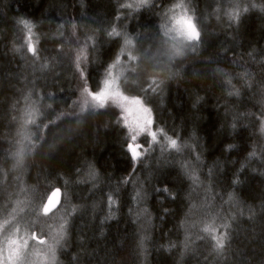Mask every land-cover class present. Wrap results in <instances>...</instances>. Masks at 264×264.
Returning a JSON list of instances; mask_svg holds the SVG:
<instances>
[{
  "label": "snow or ice",
  "instance_id": "obj_1",
  "mask_svg": "<svg viewBox=\"0 0 264 264\" xmlns=\"http://www.w3.org/2000/svg\"><path fill=\"white\" fill-rule=\"evenodd\" d=\"M158 4L159 0H120V11L108 28L102 30L111 45L108 59L103 61L99 59L102 53L95 29L82 32L84 39H80L78 25L69 20L57 25L56 33L48 36L38 31L40 26L29 18L13 21L18 26L20 40L12 41L11 51L20 55L19 68L15 76H5L2 82L12 86L13 98L4 107L18 113V116H12L18 127L14 140L8 142V151L0 150V156L5 157L4 165L0 166V264H62L61 257L66 254L78 264V256L69 249L73 242V219L84 212L85 206L71 203L70 181L61 177L58 185L46 178L44 190L40 192L35 187H26L24 178L29 169L34 171L38 167L36 160L51 164L73 143L79 135L77 130L86 121L103 116H111L112 126L122 130L120 146L127 157L128 168L127 175L118 178L115 185H109L104 193L107 213L100 222L101 236L105 235L103 225L118 219L120 187L130 186L133 204L142 208L143 221L152 229L156 227L155 221L164 223L175 215L172 204L178 200L184 203L179 225L185 233L180 245L182 256L194 255L199 241L206 243L208 249L204 264H264V237L255 240V246L250 243L240 249L234 248L239 227L236 216L214 205L212 201L216 197L207 195L212 186L205 181L212 178V169H208L202 179L196 168L182 165L181 178L187 182L183 189H178L169 174L160 171L148 174V188L140 179L141 171L153 154L169 150L179 153L186 147L181 137L158 120L160 97L167 83L198 76L196 71L186 72L183 65L190 55H199L213 47L211 37L214 33L208 31L209 21L219 23L226 18L230 38L235 40L245 14L250 9L264 12V0L260 3L228 0L226 5L224 0H169L167 6L159 7L162 22L151 39H142V33L136 32L135 28L129 31V13L154 10ZM48 43H54L56 47L48 49L44 46ZM223 51H229L227 46ZM238 55L232 49L231 63H237ZM219 62L213 59L204 63L207 67ZM68 73H71V82L77 85L72 90V96L76 98L59 100L58 95L65 93L62 81L68 78ZM216 73L225 77L231 89L226 96L240 95L223 69L216 68ZM94 75L96 80L93 82ZM251 76L249 72L242 74L249 88L252 85L247 81ZM13 81L22 87L16 88ZM54 87L57 91L50 90ZM201 100L203 97L197 95L192 108L196 109ZM258 103L261 108L254 119L259 136L264 138V92ZM224 107L227 110V105ZM237 126L233 116L228 135H236ZM221 147L224 152L232 153L237 145L226 139ZM240 150L247 151L249 158L257 156L254 149ZM200 158V152L195 151L193 159L199 161ZM54 175L55 172L49 174ZM73 181L96 189L101 182L100 173L88 162L83 168L75 169ZM242 182L241 176L235 174L231 184ZM13 185L17 190L10 192ZM200 189L206 195L196 204L193 194ZM235 199L229 195V201ZM150 200L154 202L155 211L149 207ZM196 212L200 214L198 220L194 215ZM148 241V235L138 237L139 256L146 254ZM83 244L81 239V247ZM161 247L171 251L177 245L169 242Z\"/></svg>",
  "mask_w": 264,
  "mask_h": 264
},
{
  "label": "trees",
  "instance_id": "obj_2",
  "mask_svg": "<svg viewBox=\"0 0 264 264\" xmlns=\"http://www.w3.org/2000/svg\"><path fill=\"white\" fill-rule=\"evenodd\" d=\"M253 2L260 3L262 0ZM119 3L120 0H0V91L3 92L0 95V150L8 151V142L14 140L18 127L12 119L18 113L4 107L13 98L10 90L12 86L2 82L5 76H15L19 68L20 55L11 51L12 41L20 40L18 26L13 21L21 17L29 18L40 26L38 31L48 36L56 33L57 25L69 20L78 25L77 35L80 39H84L82 32L95 29L98 31L97 42L102 53L99 59L103 61L108 59L111 45L102 30L114 21L120 11ZM168 3L169 0H159L156 9L141 10L130 15L129 31L135 28L136 32L142 33V39H151L154 30L162 22L159 7L167 6ZM224 3L226 5L228 0H224ZM209 23L211 27L208 31L214 33L211 37L213 47L199 55H190L183 65L186 72L196 71L198 76L167 83L160 97L162 103L158 109V120L170 132L181 137L186 147L179 153L169 150L163 154H153L147 161V167L141 171L140 179L148 188V174L160 171L169 174L178 189H183L187 182L181 178L182 165L196 168L202 179L208 169H212V178L205 181L212 186L207 195L216 197L212 201L214 205L236 216L239 227L234 248L240 249L250 243L255 246L254 241L264 237V175H261L264 173V138L259 136L254 119L259 115L261 105L258 102L264 92V68H261L264 63V12L250 9L245 14L235 40L230 38L226 18H222L219 23L215 20ZM44 46L48 49L56 47L54 43ZM225 46L229 49L227 53L223 51ZM232 49L240 54L236 56L235 64L230 61ZM213 59L220 62L206 67L204 62ZM216 68L223 69L232 78L240 92L239 96H226L231 89L225 77L214 74ZM245 72L252 74L247 81L252 85L250 88L242 78ZM70 77L71 73H68V78L62 81L65 93L58 95L59 100L76 98L72 96V90L77 85L71 82ZM95 80L94 75L93 82ZM13 83L16 88L22 87L15 81ZM50 90L57 91L55 87ZM197 95L203 97V100L193 109ZM233 116L237 120V134L228 135V125ZM111 121V116L86 121L77 130L79 135L62 151L58 159L51 164L35 161L38 167L34 171L29 169L24 185L42 192L46 178L59 185L62 177L73 184L76 168H83L85 163L91 162L98 169L101 181L99 187L92 189L89 184L81 186L78 197L75 196L71 202L85 206L84 212L73 219V242L69 249L70 253L78 256V264H204V256L208 252L206 243L197 241L194 255H181L180 245L184 242L185 233L179 225L184 203L178 200L172 204L171 207L176 209L175 215L168 217L164 223L155 221L156 227L152 229L143 221L142 208L133 204V189L130 186L120 187V207L116 212L118 219L103 225L105 235H100V222L107 213L104 193L109 185H115L118 178L127 175L128 168L127 157L120 146L122 130L112 126ZM226 139L237 145L232 153L224 152L221 147ZM241 148L254 149L257 156L249 158L248 152L241 151ZM195 151L201 154L199 161L193 159ZM4 160L5 157L0 156V166L4 165ZM53 172L55 175L49 176ZM235 174H239L243 181L239 185L231 184ZM16 190V185L9 189L10 192ZM205 195L202 189L197 190L193 194V202L199 204ZM229 195H233L235 201H229ZM149 207L155 211L151 200ZM194 215L197 220L200 218L199 212ZM141 235L149 236L147 252L143 257L137 253V241ZM81 239L84 240L83 247ZM169 242L176 244L177 248L165 251L161 245L167 246ZM61 259L62 264H77L67 254Z\"/></svg>",
  "mask_w": 264,
  "mask_h": 264
},
{
  "label": "rangeland",
  "instance_id": "obj_3",
  "mask_svg": "<svg viewBox=\"0 0 264 264\" xmlns=\"http://www.w3.org/2000/svg\"><path fill=\"white\" fill-rule=\"evenodd\" d=\"M136 13L137 12H131V13H129V17H130V15H134ZM81 179H83V177H81ZM72 182H73V184L70 183L69 188H68V193L70 194L71 202L73 201V199L75 198V196L78 197V194L80 192L79 188L81 186H83V185H86V183H75L73 181V178H72Z\"/></svg>",
  "mask_w": 264,
  "mask_h": 264
}]
</instances>
